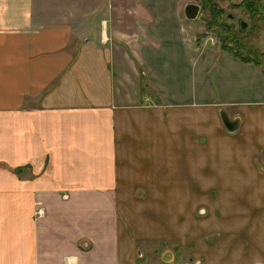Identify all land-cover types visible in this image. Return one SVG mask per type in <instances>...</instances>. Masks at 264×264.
I'll return each instance as SVG.
<instances>
[{
    "label": "crops",
    "instance_id": "obj_1",
    "mask_svg": "<svg viewBox=\"0 0 264 264\" xmlns=\"http://www.w3.org/2000/svg\"><path fill=\"white\" fill-rule=\"evenodd\" d=\"M108 19L86 30L35 0H0V264H154L136 242L173 236L147 214L160 197L229 195L238 180L255 216L232 248L191 232L173 264H264V67L223 51L197 73L185 49L189 75L213 74L218 94L145 102L143 66L156 80L159 52L177 50L161 30L138 45L127 27L109 35Z\"/></svg>",
    "mask_w": 264,
    "mask_h": 264
},
{
    "label": "rangeland",
    "instance_id": "obj_2",
    "mask_svg": "<svg viewBox=\"0 0 264 264\" xmlns=\"http://www.w3.org/2000/svg\"><path fill=\"white\" fill-rule=\"evenodd\" d=\"M202 1L139 0L143 8L151 13V15L154 16L156 14L154 16L155 19L142 9L139 10L142 16L136 14L134 4L132 6V3L136 4V0H35V11L43 10L50 20L57 19L59 16H65L70 21L77 23L78 27L85 28L86 30L94 29V25L98 28L99 23H102L105 17L113 15V24L112 20H107L108 34H112L111 28L115 32L120 33L122 31L127 32V29H129L128 32L132 37L131 43L135 45L140 43L142 39L141 30L144 28L156 31V33L161 30L160 36L154 32L156 34L154 38H161V40H165L164 45L176 49L178 51H176L177 58L175 60L169 59L168 57H163V50L161 53L159 52L158 57L160 60H155H158L156 65L159 64L158 69H156V80L152 79V71L143 66L146 74L144 84L147 87L145 88L147 96L145 102L153 101L156 96H162V93L164 95L170 94L171 96L175 90L179 96L185 97L188 94L192 100H199L203 89L206 91L210 87L208 91L211 94L210 98H214L211 96L218 94V92L215 93L217 90L216 86L220 89L223 85L218 81L215 83V77L210 73H208L207 82H199L200 74H195L192 78V75H189V70L192 69H190V63H188V59H190L189 54L191 52V61H193L191 63H193L194 69L198 73L200 62L204 61L205 56L212 59L216 54L215 52H223L220 48L222 42L219 38L225 34L223 28L230 27L236 31L234 20L226 19L228 14H232L247 22L248 26L245 30L247 41L252 48L261 53L260 59L264 58V14L255 18H249L245 11L237 7L240 0H211V2L215 3L216 8L220 10V20L225 22L223 28H220V26L212 22L211 13L208 8L202 7ZM186 3H194L200 6L199 13L194 20H186L183 16V6ZM173 33H177L178 35L175 36ZM180 33L182 34L179 35ZM173 38H177L178 45L174 42ZM189 48L191 50L187 52L185 49ZM170 53L171 56L173 54L172 49ZM165 55L167 56L166 53ZM213 61L217 62L219 59L215 58ZM174 62L182 64V66L178 69L171 68V64ZM167 65L169 69L166 68ZM173 66L175 67V63ZM208 66L211 68V65ZM175 71L178 73L177 77L180 82L176 79ZM186 79L188 80V85H186ZM189 83H192V85ZM177 86L180 87L179 90ZM235 188L229 190L231 194L220 196H161V211L150 212L148 210L147 214L160 215L161 218L165 219L163 225L171 223L170 225L172 226L168 225L167 229L172 230L174 234H176L177 229L178 235L174 236L172 233L173 236H162L160 239L151 241V243L147 244V247L142 243L141 239H137L136 243L138 246L145 248L146 256L151 254V249L153 248H155L156 254H161V260L158 259L156 254H153L154 259H152V262L154 264H173L176 258L175 255L180 254L181 257L185 253L183 251L186 249L182 250V246L184 245L182 241H185L183 239H186V235H191V232L196 238L204 236L205 241L208 243L220 241L226 248H232L234 239L237 236V224L243 220H248L250 214L252 217L255 216V212L253 211L255 203L251 204L254 201L252 202L249 196L240 195V180L237 181L238 189ZM150 201L148 200L146 203ZM191 229L193 230L191 231Z\"/></svg>",
    "mask_w": 264,
    "mask_h": 264
},
{
    "label": "trees",
    "instance_id": "obj_3",
    "mask_svg": "<svg viewBox=\"0 0 264 264\" xmlns=\"http://www.w3.org/2000/svg\"><path fill=\"white\" fill-rule=\"evenodd\" d=\"M202 7L208 8L212 22L223 28L225 22L220 20V10L216 8L215 3L211 0H203ZM237 7L245 11L249 18L264 14V0H240ZM223 29L225 34L219 37L222 42L220 44L221 50L239 61L251 62L255 65L262 64L264 67V58L260 59L261 53L249 45L246 32L239 33L230 27Z\"/></svg>",
    "mask_w": 264,
    "mask_h": 264
},
{
    "label": "water",
    "instance_id": "obj_4",
    "mask_svg": "<svg viewBox=\"0 0 264 264\" xmlns=\"http://www.w3.org/2000/svg\"><path fill=\"white\" fill-rule=\"evenodd\" d=\"M199 9L200 6L194 3H186L183 6V16L186 20H194L198 13H199ZM227 18H234V15L232 14H228ZM235 24H236V28H237V32L239 33H243L245 32V30L247 29V22H245L243 19L241 18H235ZM220 113V117H221V121L224 125V127L226 129L229 130V132H233L236 129L237 126V122L233 123V121H230L227 116L225 115V113L219 111ZM234 125V127H233ZM232 127V129L230 128Z\"/></svg>",
    "mask_w": 264,
    "mask_h": 264
},
{
    "label": "flooded vegetation",
    "instance_id": "obj_5",
    "mask_svg": "<svg viewBox=\"0 0 264 264\" xmlns=\"http://www.w3.org/2000/svg\"><path fill=\"white\" fill-rule=\"evenodd\" d=\"M235 18H236V16H234V18H227V16H226V19H227V20H232V19H233L234 22H235ZM234 26L236 27V24H235V23H234ZM236 31H237V28H236Z\"/></svg>",
    "mask_w": 264,
    "mask_h": 264
}]
</instances>
